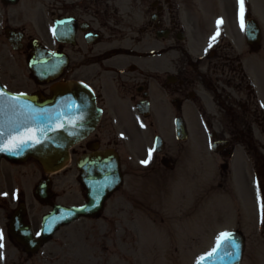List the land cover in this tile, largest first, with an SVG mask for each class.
<instances>
[{"label":"flooded vegetation","instance_id":"1","mask_svg":"<svg viewBox=\"0 0 264 264\" xmlns=\"http://www.w3.org/2000/svg\"><path fill=\"white\" fill-rule=\"evenodd\" d=\"M241 2L0 0V86L40 101L57 83H82L92 89L102 114L91 139L79 146L80 154L101 146L118 151L125 145L119 138H126V223L132 224L136 206L151 204V197L171 190L167 183L146 180H160L164 158L168 170L174 169L176 161L165 152L162 138H189V107L203 120L199 133L207 131L197 137L208 138V146L223 147L212 152L221 160L219 167L230 170L240 146L248 164L264 167V106L233 43ZM248 46L251 51L261 47ZM209 94L217 114L205 106ZM150 142L155 150L148 159ZM17 166L0 161V264H67L68 237L58 234L68 225L50 234L44 231V217L58 196L52 193L38 204L28 200L29 192H19L13 174ZM244 177L248 182L245 172ZM148 217V223H156ZM97 220L103 222L97 224L100 230H107L110 221L121 224L110 214ZM124 232H129L127 227ZM101 237L107 240L94 247L93 264H115L118 252L126 260L133 249H121L117 232ZM122 243L126 245V236ZM177 251L174 246L173 253ZM83 261L81 254L75 256L76 264Z\"/></svg>","mask_w":264,"mask_h":264},{"label":"rangeland","instance_id":"2","mask_svg":"<svg viewBox=\"0 0 264 264\" xmlns=\"http://www.w3.org/2000/svg\"><path fill=\"white\" fill-rule=\"evenodd\" d=\"M247 1L250 4V11L243 6L245 13L237 16L234 30L232 29L233 43L241 56L244 70L254 83L264 106V0ZM17 11L20 12L21 8L17 7ZM246 15L255 18L260 26L261 47L258 51H251L246 43ZM210 97L211 94L205 101L207 111L217 114V108ZM189 104L195 103L189 102ZM185 117L189 133L186 142L179 144L174 138L171 139L172 141L163 138L166 142L165 152L168 151L176 161L174 169L168 170L160 166L159 171L162 174L160 180H146L147 183H167L171 190L167 193L160 192L156 198L151 197L153 199L151 204L146 202L136 206L133 211L135 222L128 224L125 185L118 195L115 194L110 198L105 209V214L112 215V218L121 224L110 221L107 230L104 228L100 230L97 224H103L101 220L82 218L60 230L58 235L63 232L68 237L67 264H76L75 256L78 258L79 254L84 258L83 264H91V260L93 264L95 261L91 255L94 247L107 240L101 237L102 234L114 236L116 232L120 236L121 249L124 252L125 250L127 252V247L133 249L126 253V260L123 253L116 252L115 264H194L195 260L202 257L201 254L209 250V244L214 246L221 234L237 229L242 231L246 238V251L242 264H264V167L251 166L250 161L248 166V158L240 146L231 162L232 174L230 169L225 172L226 176H221L220 173H223L219 167L221 160L209 151L208 138L197 137L207 132L205 128L199 133L203 125L199 113L189 107L185 110ZM119 139L125 143L118 149L125 172L126 156L129 153L126 138ZM151 146L150 142L147 146L148 159L152 156ZM205 146L211 155L207 153ZM77 156H72L65 169L50 175L45 174L34 160L19 164L13 171L19 192L21 193L22 190L29 192L28 200L38 204L32 191L41 179L49 176L52 181V192L54 196H58L57 202L63 205L82 204L85 191L78 180L79 172L75 167ZM246 168L252 180L256 175L262 186L260 191L256 185L253 198L246 197V187L249 186L248 183H243ZM169 175H174L175 179L172 180ZM250 195L249 190L247 196ZM148 215L151 220H156L154 228L148 223L150 221ZM126 227L129 232H124ZM123 236H126V245L122 243ZM174 246L179 248L178 253H173Z\"/></svg>","mask_w":264,"mask_h":264},{"label":"water","instance_id":"3","mask_svg":"<svg viewBox=\"0 0 264 264\" xmlns=\"http://www.w3.org/2000/svg\"><path fill=\"white\" fill-rule=\"evenodd\" d=\"M258 32L256 23L249 21L248 40L257 41ZM0 95L5 110L0 112V158L4 155L12 161H24L32 157L45 171L62 168L68 150L85 139L99 119L100 111L91 92L74 84L55 87L52 97L41 104L24 95L10 97L3 92ZM81 159L78 167L84 173L82 182L88 191V202L79 207H59L45 218L46 222L54 219L55 225H62L79 216L96 215L106 196L120 185L119 161L113 152L87 154ZM46 183L48 180L43 181ZM243 248L239 233L223 234L214 250L197 264H239Z\"/></svg>","mask_w":264,"mask_h":264}]
</instances>
